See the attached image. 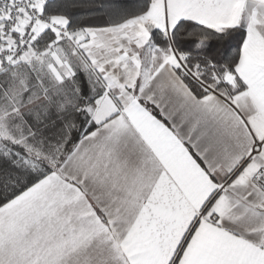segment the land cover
<instances>
[{"label":"snow or ice","instance_id":"snow-or-ice-1","mask_svg":"<svg viewBox=\"0 0 264 264\" xmlns=\"http://www.w3.org/2000/svg\"><path fill=\"white\" fill-rule=\"evenodd\" d=\"M0 264H264V0H0Z\"/></svg>","mask_w":264,"mask_h":264}]
</instances>
